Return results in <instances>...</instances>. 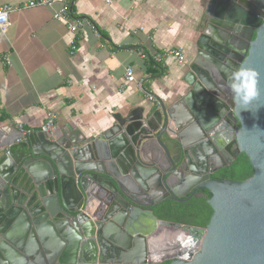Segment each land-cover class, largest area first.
<instances>
[{
	"label": "water",
	"instance_id": "water-1",
	"mask_svg": "<svg viewBox=\"0 0 264 264\" xmlns=\"http://www.w3.org/2000/svg\"><path fill=\"white\" fill-rule=\"evenodd\" d=\"M203 14L182 72L188 92L175 102L116 115L79 147L57 130L4 137L0 264H264V0H205ZM241 65L258 73L244 109L226 88ZM229 143L252 176L210 180L232 159H207ZM200 190L211 195L205 228L154 215Z\"/></svg>",
	"mask_w": 264,
	"mask_h": 264
},
{
	"label": "crops",
	"instance_id": "crops-1",
	"mask_svg": "<svg viewBox=\"0 0 264 264\" xmlns=\"http://www.w3.org/2000/svg\"><path fill=\"white\" fill-rule=\"evenodd\" d=\"M31 1L35 0H0V6L21 8ZM204 4L205 0H74L76 16L89 20L100 38L88 28L72 34L55 21L52 11L60 2L54 9L12 11L6 33H0V147L6 135L22 133L18 125L29 134L40 133L49 111L57 114L58 136L70 135L79 147L111 128L116 115L139 108L153 112L156 99L170 103L187 94L182 72L196 55L195 42L207 20ZM165 48L180 49L186 65L172 59L165 64L150 61L154 52ZM128 66L153 101L133 85L124 87ZM44 236L48 240L52 233L45 231ZM31 252L39 253L34 247Z\"/></svg>",
	"mask_w": 264,
	"mask_h": 264
},
{
	"label": "built area",
	"instance_id": "built-area-1",
	"mask_svg": "<svg viewBox=\"0 0 264 264\" xmlns=\"http://www.w3.org/2000/svg\"><path fill=\"white\" fill-rule=\"evenodd\" d=\"M74 0H35L23 4L21 8H13L9 5L0 6V33L5 34L9 26V15L12 11H20L25 8L32 7H45L49 9H54V4L60 2L58 9L52 11V18L63 23L68 31L72 34H77L83 31L84 28L90 29L94 36L100 38L99 32L96 30L95 26L87 19H82L76 16L72 9V4ZM73 48V47H72ZM140 58L145 59L146 55L144 53H139ZM155 64H165L167 59H172L178 65H183L185 63V57L180 49L165 48L159 52H154L149 57ZM8 64V60L6 61ZM124 87L133 85L136 87L137 91L143 93L148 101H153V97L143 90V85L141 81L136 80L134 76L133 68L130 66L126 67L124 72ZM124 88V89H125ZM124 91V90H123ZM57 114L55 112L49 111L45 115L43 124L40 126V132L44 134H52L56 130ZM19 130L27 135L29 131H22L21 125H18Z\"/></svg>",
	"mask_w": 264,
	"mask_h": 264
},
{
	"label": "trees",
	"instance_id": "trees-1",
	"mask_svg": "<svg viewBox=\"0 0 264 264\" xmlns=\"http://www.w3.org/2000/svg\"><path fill=\"white\" fill-rule=\"evenodd\" d=\"M150 61L153 62L152 60ZM238 164V169H231L230 171L222 170L220 173L214 175L212 179L222 181V178H226L229 181L235 182H243L249 179L253 171L248 158L243 153L239 156L235 165ZM210 197L211 195L207 190H200L196 197L184 203L166 200L154 208V215L161 221L205 228L213 213L208 204Z\"/></svg>",
	"mask_w": 264,
	"mask_h": 264
},
{
	"label": "clouds",
	"instance_id": "clouds-1",
	"mask_svg": "<svg viewBox=\"0 0 264 264\" xmlns=\"http://www.w3.org/2000/svg\"><path fill=\"white\" fill-rule=\"evenodd\" d=\"M226 88L232 96L234 103L244 109L259 95L258 73L243 65L232 71L226 82ZM191 241V237H189Z\"/></svg>",
	"mask_w": 264,
	"mask_h": 264
},
{
	"label": "flooded vegetation",
	"instance_id": "flooded-vegetation-1",
	"mask_svg": "<svg viewBox=\"0 0 264 264\" xmlns=\"http://www.w3.org/2000/svg\"><path fill=\"white\" fill-rule=\"evenodd\" d=\"M215 154H212L208 159H207V163L208 165L209 164H213V165H216L219 163V159H221L222 161L226 160V158H231V162L229 163H226L225 166L219 168L215 173L211 174L209 176V179L210 180H213V181H217V180H214L212 179V177L218 173H220L222 170L224 171H230L231 169L232 170H236L239 168V164L238 165H235L236 162H237V159L239 158V156L242 154V153H238L236 155V146L233 144V143H229L227 145L224 146L223 150L222 151H214ZM235 156V157H234ZM191 157V156H190ZM227 179L226 178H222V181H226ZM199 191L197 192L196 195H198ZM168 200V199H167ZM166 201V200H164ZM163 201V202H164ZM161 204V203H160ZM159 204V205H160ZM159 205H157L156 207H158ZM154 213V211H153Z\"/></svg>",
	"mask_w": 264,
	"mask_h": 264
}]
</instances>
